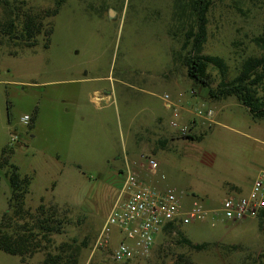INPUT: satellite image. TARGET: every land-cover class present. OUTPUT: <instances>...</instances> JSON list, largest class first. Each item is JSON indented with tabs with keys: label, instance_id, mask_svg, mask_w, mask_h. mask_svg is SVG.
Wrapping results in <instances>:
<instances>
[{
	"label": "rangeland",
	"instance_id": "374dc122",
	"mask_svg": "<svg viewBox=\"0 0 264 264\" xmlns=\"http://www.w3.org/2000/svg\"><path fill=\"white\" fill-rule=\"evenodd\" d=\"M6 1L0 0L1 21L12 6L37 11L55 2ZM81 1L64 0L52 18L47 48L42 37L32 48L14 41L0 45V156L7 148L9 162L21 178H29L27 209L34 211L39 203L56 206L68 221L48 249L62 242L79 245L76 264H172L180 253L191 264H260L264 232L259 217L219 221L215 227L199 221L180 224L184 237L208 246L193 250L177 242L176 230L161 231L146 257L128 262L110 259L121 240L115 227H109L107 241L98 243L126 162L141 152L151 154L158 166L143 173L147 184L194 193L205 206L216 207L226 196L223 186L232 182L248 189L264 169V120H253L236 100L219 110L218 104H209L217 110L212 123H202L197 115L209 107L197 93L210 97L187 77L178 58L192 24V0ZM263 6L264 0H211L202 54L224 58L225 80L238 73L243 59L259 56L252 38L261 32ZM208 71L214 88L220 76L211 66ZM86 73L100 78L95 83L110 93L109 99L96 104L76 93L80 85L72 80ZM23 115L30 117L25 125ZM183 115L200 120L199 128L190 124L182 133ZM188 133L201 139L184 138ZM4 171L0 169V215L10 192ZM44 256L39 251L22 261L0 250V264H41Z\"/></svg>",
	"mask_w": 264,
	"mask_h": 264
},
{
	"label": "trees",
	"instance_id": "16d2710c",
	"mask_svg": "<svg viewBox=\"0 0 264 264\" xmlns=\"http://www.w3.org/2000/svg\"><path fill=\"white\" fill-rule=\"evenodd\" d=\"M3 2V0H1ZM6 4L8 1L4 0ZM64 0H55L54 7L45 10L29 8L22 10L20 6L9 9L6 20H0V45L14 41L24 48H32L38 44L42 37L43 47L50 43L53 31L52 18L58 13ZM211 0H192L190 12L192 24L185 30L180 45L182 55L178 53L186 67L187 77L195 84L207 89L208 96L214 99L233 97L239 104L248 108L253 120H264V6L261 32L252 38L260 49L259 56H248L242 60L238 73L231 79L225 80L228 66L223 57L219 55L202 54L203 45L207 38L206 13ZM45 21L46 19H50ZM179 51V52H180ZM216 69L220 81L213 88L209 67ZM189 140H200V136L185 134ZM9 150L3 149L0 156V169L4 173L9 186V196L6 208L0 215V250L17 255L23 261L39 251H45L41 264H76L80 247L76 244L62 242L53 246V235H60L68 223L64 216L58 214L56 206L39 203L34 211L25 207V194L29 178H21L18 167L8 160ZM259 227L264 232V210L259 215ZM176 230L177 242L193 250H202L208 243H194L184 237L175 223H168L162 229L163 233ZM172 264H191L183 253L178 254ZM264 264V249L260 259Z\"/></svg>",
	"mask_w": 264,
	"mask_h": 264
},
{
	"label": "built area",
	"instance_id": "2783aa9c",
	"mask_svg": "<svg viewBox=\"0 0 264 264\" xmlns=\"http://www.w3.org/2000/svg\"><path fill=\"white\" fill-rule=\"evenodd\" d=\"M164 98L170 107L168 95ZM197 115L202 123L204 120L214 122L211 109H198ZM29 119L28 115H23L21 122L25 125ZM170 125L177 127L174 121ZM187 129L184 126L181 132L185 133ZM157 166L155 157L144 152L126 162L124 178L98 237V243L107 241L109 227H115L121 234V240L110 252V259L114 262L146 257L156 236L170 222L180 225L199 221L215 227L219 221L227 224L258 217L264 210V169L257 172L246 193L228 194L218 206L207 207L194 193H178L172 188L157 189L147 184L143 173Z\"/></svg>",
	"mask_w": 264,
	"mask_h": 264
},
{
	"label": "crops",
	"instance_id": "0c3cea01",
	"mask_svg": "<svg viewBox=\"0 0 264 264\" xmlns=\"http://www.w3.org/2000/svg\"><path fill=\"white\" fill-rule=\"evenodd\" d=\"M99 79H100L99 77L98 78H89L87 76V73H86V74L83 75V78L75 79V80H72V81H74L75 84L78 83L80 85V87L78 88V90H77L76 93H79V92L80 93L81 92L82 93H85V96H86V99H87L88 102H91V103L94 102V103L98 104L101 100H103V99H109V97H110V93L107 92L106 89H104L103 87H98L96 85L95 82L98 81ZM197 97L200 98L199 100H201L202 102L207 103L208 106L211 103L212 104H218V110L219 109H222L223 107H225L227 105L228 106L231 105L236 100V99H234V100L231 99L233 97H228V98L219 99V100H214V98L202 99L200 97V92L197 93ZM213 101H215V102H213ZM206 108L213 110L212 108H210V106L209 107H206ZM216 113H217V110H216V112L214 111V117H215ZM175 115H177V114H175ZM182 119L185 121V125L184 126L187 125L189 129H191L190 124H195V127L199 128V125H200L199 121L200 120L197 121V122L194 121V120L193 121H189V118H188L187 115H183L182 116ZM161 134L163 135V137H165V133L161 132ZM161 134H160V136L162 137ZM143 144H144V142H143ZM143 144H142V146H143ZM201 163H205V161H201ZM228 185L229 186H227V187L226 186H223V187H225L226 195L231 194V193H246L249 190V188H250V186H249L248 189L243 190L241 188L242 186L240 184H235V183H232V182L231 183H228Z\"/></svg>",
	"mask_w": 264,
	"mask_h": 264
},
{
	"label": "flooded vegetation",
	"instance_id": "af4514ba",
	"mask_svg": "<svg viewBox=\"0 0 264 264\" xmlns=\"http://www.w3.org/2000/svg\"><path fill=\"white\" fill-rule=\"evenodd\" d=\"M78 1L81 2V3L83 2V1H81V0H78ZM103 6H104V5H103L102 2H101V4H100V3L97 4V7H98L99 9H102Z\"/></svg>",
	"mask_w": 264,
	"mask_h": 264
},
{
	"label": "water",
	"instance_id": "95a60500",
	"mask_svg": "<svg viewBox=\"0 0 264 264\" xmlns=\"http://www.w3.org/2000/svg\"><path fill=\"white\" fill-rule=\"evenodd\" d=\"M113 12L111 11V14H112Z\"/></svg>",
	"mask_w": 264,
	"mask_h": 264
}]
</instances>
